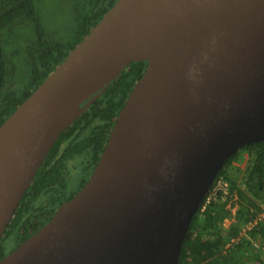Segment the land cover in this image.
Returning a JSON list of instances; mask_svg holds the SVG:
<instances>
[{"label":"water","instance_id":"1","mask_svg":"<svg viewBox=\"0 0 264 264\" xmlns=\"http://www.w3.org/2000/svg\"><path fill=\"white\" fill-rule=\"evenodd\" d=\"M136 61L84 186L0 264H177L225 161L264 141V0H116L0 125V239L59 135Z\"/></svg>","mask_w":264,"mask_h":264},{"label":"trees","instance_id":"2","mask_svg":"<svg viewBox=\"0 0 264 264\" xmlns=\"http://www.w3.org/2000/svg\"><path fill=\"white\" fill-rule=\"evenodd\" d=\"M38 1L0 0V125L116 0H71L70 28L64 37L43 27ZM16 27L28 31L21 46L25 57L20 72L13 62L18 50L10 51L7 46L9 36L13 42ZM146 65V61H136L122 69L59 135L0 239V259L47 223L84 186ZM19 77L25 80L20 82ZM242 154L247 158L239 168L235 163L241 162ZM218 179L226 183L227 193L219 190L208 202L204 197L191 219L177 264H264V141L244 145L229 157L210 189Z\"/></svg>","mask_w":264,"mask_h":264},{"label":"rangeland","instance_id":"3","mask_svg":"<svg viewBox=\"0 0 264 264\" xmlns=\"http://www.w3.org/2000/svg\"><path fill=\"white\" fill-rule=\"evenodd\" d=\"M70 1L71 0H39L38 1V7L40 9V13L42 17V25L45 29L51 30L56 33H60L58 34V36L60 37H64L66 34H68L65 31L68 28H70L69 27L71 20ZM13 32H14L13 42L12 44L10 43V36H9L7 40L8 41L7 46H10V51L13 49L18 50L16 56L13 58V62L17 67V71L20 72L21 71L20 68L23 67L22 61H24V57H25V54L23 53L24 48H22L21 46L22 44H24L26 33L28 31L27 28L21 30V28L16 27ZM21 79L22 78L19 77L18 80H20V82H23L25 80V79L22 80ZM242 156L243 159L241 160V162L235 163V165H238L239 168H243L245 166L247 156L246 154H242ZM225 224L228 225L229 221H226Z\"/></svg>","mask_w":264,"mask_h":264},{"label":"built area","instance_id":"4","mask_svg":"<svg viewBox=\"0 0 264 264\" xmlns=\"http://www.w3.org/2000/svg\"><path fill=\"white\" fill-rule=\"evenodd\" d=\"M226 187H227L226 183L222 179H218L213 185L212 189L209 190L210 191L209 194L208 193H207L208 195L206 194L205 202H208L211 198L215 197L219 190H221L223 194H226L227 193ZM203 208L204 206H202V209Z\"/></svg>","mask_w":264,"mask_h":264}]
</instances>
